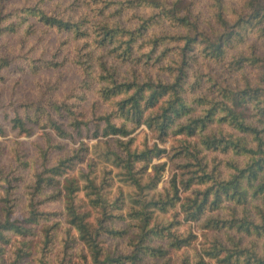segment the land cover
Returning <instances> with one entry per match:
<instances>
[{
    "label": "trees",
    "instance_id": "trees-1",
    "mask_svg": "<svg viewBox=\"0 0 264 264\" xmlns=\"http://www.w3.org/2000/svg\"><path fill=\"white\" fill-rule=\"evenodd\" d=\"M5 1L0 83L9 69L36 75L76 65L79 100L92 91V110L107 108L92 112V138L135 196L129 204L121 192L110 198L111 170L98 177L93 162L68 176L84 161L83 143L48 166L62 146L46 133V148L31 161L26 214L13 218L15 197L6 188L0 196V264H169L170 254L177 264H264V0H74L83 10L77 17L46 12L39 3L49 0ZM30 18L43 33L82 42L73 58L10 55L3 37L22 25L23 38L35 34ZM19 107L10 120L17 134L37 126L71 141L89 124L65 102ZM141 127L151 145L134 143ZM21 156L13 160L26 169ZM50 201L62 210L40 208ZM188 223L200 231L198 247V236L180 229Z\"/></svg>",
    "mask_w": 264,
    "mask_h": 264
},
{
    "label": "rangeland",
    "instance_id": "rangeland-1",
    "mask_svg": "<svg viewBox=\"0 0 264 264\" xmlns=\"http://www.w3.org/2000/svg\"><path fill=\"white\" fill-rule=\"evenodd\" d=\"M40 0H6V6L20 7L22 5H33ZM45 1V0H44ZM74 0H49L44 3H39L40 6L46 12H55L60 16L66 17L71 14L74 17L79 16L83 11L81 7L74 9ZM205 0H202V2ZM78 3V2H77ZM83 3V2H82ZM74 9V10H73ZM60 12V13H59ZM33 24V28L36 29V33L23 38V29L25 25L19 27L17 32L12 35H5L2 39L6 44L10 55L24 54L29 57H42V58H54L58 61L64 58H73L76 54L78 45L82 42L66 39L67 36L64 33H57L54 30H48L43 33L40 24L33 18H30L27 22ZM64 42L66 44H64ZM6 47L0 48V52L6 51ZM2 50V51H1ZM16 65H22V60H16ZM15 68V67H12ZM4 80L0 83V125L4 129V136H0V166L3 168L4 173H7V181L0 178V196L5 195V188L9 190L8 196L15 197L13 202V218H20L22 214H26L27 205L25 198L27 193L30 192L29 186L33 182V175L35 173L34 165L31 161L39 157L40 151L47 146L48 133L51 141V145H61L62 149L52 150L48 157L47 165L51 166L56 161L63 157L65 154H70L73 149L79 147L80 143H83V150L81 154L84 155L83 163H78L75 169L71 171L68 176H79V172L87 170L86 165L95 163V169L97 176L99 177V171L102 167L106 170H111V177L113 178V185L108 189L109 197L113 198L121 192V196L124 199L125 204H129V200L132 196H135L134 188L123 180L122 174L118 169L113 167L110 162L105 160L104 151L105 146L99 139L92 138L93 127L91 122L92 112L96 115L107 111L106 106L100 105L92 110V103L96 100L92 91L86 92L84 98L79 100L81 96V90L79 89V82L81 78L79 68L67 62L62 67L55 70H42L36 75L30 74L28 71L19 72L15 70H8L3 72ZM50 101L65 102L72 105L74 111H81L84 117L80 119L88 122L87 128L83 127L80 137H76L75 140H62L57 138L49 129L33 126L30 135L17 134L16 131L11 129L10 120L14 117L15 112L21 113L19 107L23 103L38 102L44 105ZM135 136V144L140 145L146 141L151 145L154 141L151 139L150 134L144 127H141L132 134ZM101 141V142H99ZM19 152L23 160L29 162V166L26 169L18 168L16 162L13 160L15 153ZM162 157L160 160H153V163L164 162ZM167 172L163 177L166 181ZM163 183L158 185V188ZM46 194H54V192L45 191ZM18 198V199H16ZM40 208L49 211H61L62 203L60 201H50L40 205ZM61 219V217L51 218L50 220ZM48 224H50V222ZM44 222V220H41ZM127 222V221H126ZM64 226V224H62ZM181 230L190 231L196 234L198 237L194 244L198 247L200 243V231L194 223H188L183 225ZM63 236L61 230L58 231V238ZM111 239L105 238L107 245L112 244ZM124 243V242H123ZM79 248V247H78ZM79 252L77 247L74 248V253ZM171 261L169 264H177V256L171 255Z\"/></svg>",
    "mask_w": 264,
    "mask_h": 264
}]
</instances>
